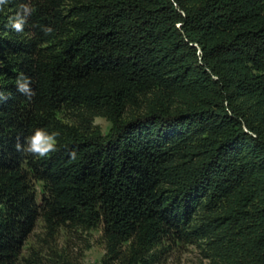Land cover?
Instances as JSON below:
<instances>
[{"label":"trees","instance_id":"16d2710c","mask_svg":"<svg viewBox=\"0 0 264 264\" xmlns=\"http://www.w3.org/2000/svg\"><path fill=\"white\" fill-rule=\"evenodd\" d=\"M7 5L0 264L17 263L40 218L51 230L101 228L102 264L127 243L121 264H152L174 237L202 241L210 264H264V0ZM24 6L34 11L17 32ZM21 75L31 99L17 90ZM36 129L59 134L47 158L16 150Z\"/></svg>","mask_w":264,"mask_h":264},{"label":"rangeland","instance_id":"374dc122","mask_svg":"<svg viewBox=\"0 0 264 264\" xmlns=\"http://www.w3.org/2000/svg\"><path fill=\"white\" fill-rule=\"evenodd\" d=\"M3 9L14 12L13 7L7 4ZM58 117L65 123L74 121L70 112H61ZM94 125L104 136L111 132V123L105 118H96ZM36 189L42 192L39 184H36ZM109 250L101 228L84 230L66 225L51 230L47 222L40 218L24 243L16 264H102L109 257ZM207 254V247L202 241L192 243L174 237L157 245L149 258L152 264H210ZM131 255V244H124L112 264H121Z\"/></svg>","mask_w":264,"mask_h":264},{"label":"clouds","instance_id":"9594fccd","mask_svg":"<svg viewBox=\"0 0 264 264\" xmlns=\"http://www.w3.org/2000/svg\"><path fill=\"white\" fill-rule=\"evenodd\" d=\"M7 4V0H0V11L3 10V6ZM31 11H34V9H29L27 6L23 7V13L24 15L17 14V18L14 22H12L11 26L12 28L17 32H22L24 23L26 22L27 15H30ZM47 31H51V29H47ZM31 81L29 78L24 77L21 75L17 79V90L28 96L29 99H31L32 96L35 95V92L30 87ZM3 93H0V96H2ZM7 99V97H4ZM59 134L57 132H48L44 129H36L35 132L26 138V141L24 144H21L18 140L17 144L15 145L16 150L18 152H23L26 154H30L34 157L39 158H47L50 154L56 152L58 150V140L57 136ZM72 158H75V153H71Z\"/></svg>","mask_w":264,"mask_h":264}]
</instances>
